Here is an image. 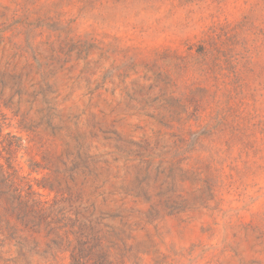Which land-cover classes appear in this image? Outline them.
I'll return each mask as SVG.
<instances>
[{
    "label": "rangeland",
    "instance_id": "rangeland-1",
    "mask_svg": "<svg viewBox=\"0 0 264 264\" xmlns=\"http://www.w3.org/2000/svg\"><path fill=\"white\" fill-rule=\"evenodd\" d=\"M0 122L24 192L88 207L115 264H264V0H0Z\"/></svg>",
    "mask_w": 264,
    "mask_h": 264
},
{
    "label": "trees",
    "instance_id": "trees-1",
    "mask_svg": "<svg viewBox=\"0 0 264 264\" xmlns=\"http://www.w3.org/2000/svg\"><path fill=\"white\" fill-rule=\"evenodd\" d=\"M3 123L0 122V202L7 215L2 220L5 225L0 228V235L7 233V239L16 241L20 257L10 262L20 264L28 254L57 257L58 254L68 253L70 264H115L112 261V246L105 244L107 239L100 228L101 222L94 217V213H89L88 207L83 204L76 206L79 200L70 197L50 202L37 199V193L24 192V178L20 177L15 167L23 140L12 133L4 135ZM145 153L139 151L136 156L146 164L145 178L148 179L152 175L153 160L149 159L150 154ZM136 199L140 201L142 198L136 196ZM144 199L147 203L152 202L148 197ZM159 201L151 205L148 217L159 212V205L171 211L181 209L170 197L165 202ZM11 221H14L13 225ZM41 234L46 240L43 252L39 250L41 241L34 238V235Z\"/></svg>",
    "mask_w": 264,
    "mask_h": 264
}]
</instances>
